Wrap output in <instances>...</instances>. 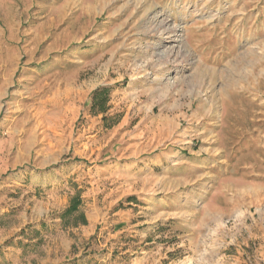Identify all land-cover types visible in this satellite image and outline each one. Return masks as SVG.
I'll list each match as a JSON object with an SVG mask.
<instances>
[{"label": "rangeland", "instance_id": "rangeland-1", "mask_svg": "<svg viewBox=\"0 0 264 264\" xmlns=\"http://www.w3.org/2000/svg\"><path fill=\"white\" fill-rule=\"evenodd\" d=\"M0 264H264V0H0Z\"/></svg>", "mask_w": 264, "mask_h": 264}, {"label": "trees", "instance_id": "trees-1", "mask_svg": "<svg viewBox=\"0 0 264 264\" xmlns=\"http://www.w3.org/2000/svg\"><path fill=\"white\" fill-rule=\"evenodd\" d=\"M94 107L98 106L99 107V113H104L105 107L108 103V89L105 87L99 88L94 92ZM81 204V200L77 197H75L70 204V206L66 209L65 214H73L78 212L79 210V205ZM79 217H81L82 222L86 223V217L84 214H80Z\"/></svg>", "mask_w": 264, "mask_h": 264}]
</instances>
